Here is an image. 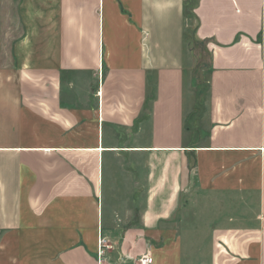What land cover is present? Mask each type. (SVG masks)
Returning <instances> with one entry per match:
<instances>
[{"label": "crops", "instance_id": "1", "mask_svg": "<svg viewBox=\"0 0 264 264\" xmlns=\"http://www.w3.org/2000/svg\"><path fill=\"white\" fill-rule=\"evenodd\" d=\"M193 192L264 264V0H0V264H138Z\"/></svg>", "mask_w": 264, "mask_h": 264}, {"label": "rangeland", "instance_id": "2", "mask_svg": "<svg viewBox=\"0 0 264 264\" xmlns=\"http://www.w3.org/2000/svg\"><path fill=\"white\" fill-rule=\"evenodd\" d=\"M192 40L191 34L187 35V42L189 43ZM190 44V43H189ZM184 207L176 215L173 223L167 228L163 229V234L159 240H153L152 245H149L147 241L142 242V252L141 255L137 256L135 262L139 263V258L145 253L149 254L152 251L153 253L156 250L166 251V239L164 235L167 232H173L175 236V241H177V252H178V261L177 264H208L209 262V248H208V239L205 238L203 233H199V221L197 218V194H193L188 197L185 195L183 197ZM191 201V202H190ZM143 214V210L141 212ZM139 212H131L125 214V219L127 220V226L125 229H118L115 231L117 237L121 236L123 230H129L133 226V219H136V225L141 215ZM118 240V239H117ZM112 245L106 243L105 250H111ZM150 251V252H149ZM105 255V253H104ZM103 255V256H104ZM102 256V257H103ZM154 257V255L152 254ZM155 258V257H154ZM153 258V259H154ZM164 264L163 258L158 256V263Z\"/></svg>", "mask_w": 264, "mask_h": 264}, {"label": "built area", "instance_id": "3", "mask_svg": "<svg viewBox=\"0 0 264 264\" xmlns=\"http://www.w3.org/2000/svg\"><path fill=\"white\" fill-rule=\"evenodd\" d=\"M98 243H99V257H100V259H101V257H102V256L104 255V253H105L106 239L100 237ZM138 261H139L140 264H154V259H153V257H152L150 254L142 255V256L139 258Z\"/></svg>", "mask_w": 264, "mask_h": 264}]
</instances>
